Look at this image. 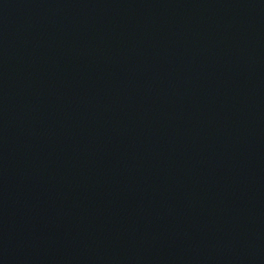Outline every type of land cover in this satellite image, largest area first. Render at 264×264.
Here are the masks:
<instances>
[{
	"label": "water",
	"instance_id": "obj_1",
	"mask_svg": "<svg viewBox=\"0 0 264 264\" xmlns=\"http://www.w3.org/2000/svg\"><path fill=\"white\" fill-rule=\"evenodd\" d=\"M0 264H264V0H0Z\"/></svg>",
	"mask_w": 264,
	"mask_h": 264
}]
</instances>
